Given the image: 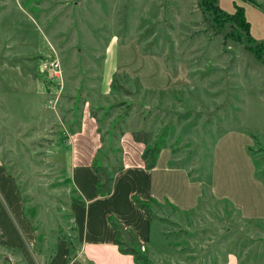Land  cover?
Masks as SVG:
<instances>
[{"label": "rangeland", "instance_id": "374dc122", "mask_svg": "<svg viewBox=\"0 0 264 264\" xmlns=\"http://www.w3.org/2000/svg\"><path fill=\"white\" fill-rule=\"evenodd\" d=\"M251 1L218 5L242 6L251 36L264 43V0ZM224 30L200 0H0V60L41 43L26 57L38 90L0 92V264H47L62 239L74 244L67 261L76 254L67 209L78 198L66 174L75 126L65 123L78 122L84 101L100 137L101 184L122 147L136 152L121 136L140 143L145 164L166 152L168 165L203 180L194 210L170 213L150 201L148 246L124 232L122 249L143 255L139 264H264V53L256 60ZM50 52L64 84L54 108L35 71ZM2 74L10 75L0 67V84Z\"/></svg>", "mask_w": 264, "mask_h": 264}, {"label": "crops", "instance_id": "0c3cea01", "mask_svg": "<svg viewBox=\"0 0 264 264\" xmlns=\"http://www.w3.org/2000/svg\"><path fill=\"white\" fill-rule=\"evenodd\" d=\"M248 2L252 1L248 0ZM29 19L35 23L32 17L29 16ZM21 41L25 42V45L29 43L26 39ZM40 44V41L33 44L31 53L37 52ZM31 53L22 55L16 53L8 61L0 60L1 69L10 73L9 76L2 74L3 83L0 84V92L32 93L38 90L39 84L35 75L28 70L30 62L26 57ZM63 90L64 84L61 91ZM71 95L74 97L72 101L78 99L76 91H73ZM89 105L88 101H84L81 105L78 122L75 118H71L65 123V125L74 124L73 127L75 126V130L69 135L70 161L66 174L78 198L72 201L67 209L74 230H76L73 242H77L78 249L71 260L67 261L68 250L70 247L73 248L74 244L70 246L62 239L47 264H54L59 253L61 259L58 262L61 264H83L82 262L86 264H135L129 253L130 250H125L126 253L120 252L122 242L121 239L117 240L119 234L122 236L124 232H127L135 241L137 248L139 245L148 246L150 227L153 223L150 217V201L154 207L161 209L164 207L168 209L165 211L170 213L194 210L200 200L203 180L192 182L184 167L168 165L171 157L166 152H159L154 165L147 168L144 163L145 159L142 158V150L139 149L140 143L134 142L132 138L129 141L130 136H121V140L126 145L139 150L136 149L134 152L122 147L119 165L110 175L108 174L110 180L102 185L101 190L104 191H100L98 185L102 182L101 174L96 169L95 166L98 164L94 165V160L100 157L98 153L101 151V143L96 120L89 111ZM232 137V140H237L234 136ZM224 140L226 139L220 138L214 146V158H217V150L223 146L221 143ZM103 153L101 152L102 157H104ZM215 179L214 171L212 172V188L217 191ZM230 196L234 203L239 201L234 194ZM89 224H94V226L89 228ZM17 247L21 252L23 250L28 252L25 246L18 245ZM225 264H235V260L232 262L231 259Z\"/></svg>", "mask_w": 264, "mask_h": 264}, {"label": "trees", "instance_id": "16d2710c", "mask_svg": "<svg viewBox=\"0 0 264 264\" xmlns=\"http://www.w3.org/2000/svg\"><path fill=\"white\" fill-rule=\"evenodd\" d=\"M201 4L203 5L204 10L208 16V20L210 24L216 29H227L228 30L223 33L224 40L230 39L234 42L241 43L244 48H246L256 60L261 59L264 53V43L261 40H256L254 37L251 36L249 32V22L244 16L243 7L240 5H234V9L232 12L223 11L219 5L218 0H200ZM255 4V2L252 1ZM146 152L142 155V158L145 157ZM154 165V158L149 160L148 163L145 164L147 168H150ZM110 180L107 177L106 181ZM106 182V183H107ZM102 183V182H101ZM99 184L98 188L100 191L102 185ZM105 183V184H106ZM145 207V206H144ZM117 228V225L115 224ZM120 252L126 253L125 250L120 249ZM130 255H132L135 264H139V260L142 259L144 263H146V258L137 251V250H130Z\"/></svg>", "mask_w": 264, "mask_h": 264}, {"label": "built area", "instance_id": "2783aa9c", "mask_svg": "<svg viewBox=\"0 0 264 264\" xmlns=\"http://www.w3.org/2000/svg\"><path fill=\"white\" fill-rule=\"evenodd\" d=\"M35 71L40 81L45 83L44 105L54 108L58 95L62 89V69L60 62L54 54L50 52L37 60Z\"/></svg>", "mask_w": 264, "mask_h": 264}]
</instances>
